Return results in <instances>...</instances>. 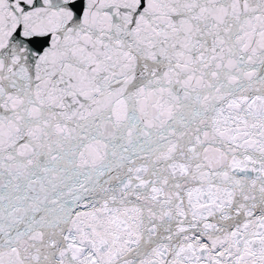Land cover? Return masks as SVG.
I'll return each mask as SVG.
<instances>
[{"label": "snow or ice", "instance_id": "6c2138e0", "mask_svg": "<svg viewBox=\"0 0 264 264\" xmlns=\"http://www.w3.org/2000/svg\"><path fill=\"white\" fill-rule=\"evenodd\" d=\"M0 264H264V0H0Z\"/></svg>", "mask_w": 264, "mask_h": 264}]
</instances>
